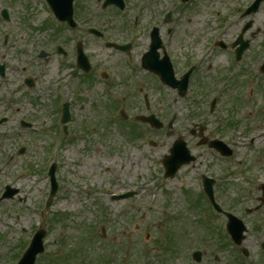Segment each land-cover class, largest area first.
<instances>
[{
	"label": "rangeland",
	"instance_id": "obj_1",
	"mask_svg": "<svg viewBox=\"0 0 264 264\" xmlns=\"http://www.w3.org/2000/svg\"><path fill=\"white\" fill-rule=\"evenodd\" d=\"M130 1L136 6L141 3L140 0ZM149 2L143 0L147 5ZM41 5H45V0H38V3L0 0V13L7 9L11 21L7 23L0 18V60L2 57L9 59V82L0 84V117L8 119L0 127V193L7 183L21 190L19 196L0 203V264H10L13 255L20 252V246L25 245L31 234L40 228L47 231L46 252L38 257L36 264H176L172 252L167 251V247L171 246L168 241L172 235L174 212L186 217L188 248L210 251L208 261L206 259L203 264H214L216 255L221 258L222 264H234L232 251L215 250L218 244L214 243V238L208 244L203 243L204 238L211 236L200 234L204 228L200 226V213L194 208L196 200H188L189 192L191 199L199 196V173L184 170L175 179L164 176L161 158L168 152L173 137L160 136L156 147L146 143L143 150L134 156L133 144L124 138L118 126L121 122H110L102 107L109 100H117L118 95L123 93L120 88L125 85L100 79L96 88L82 86L80 72L72 64L73 42L67 40V31L58 22L57 25ZM77 7V17L83 24L99 25L110 35L122 36L130 26L112 8L104 11L98 0H79ZM148 11L161 15V8L151 4ZM132 12L128 15L131 16ZM192 18V11H181L174 40L176 55L182 59L188 57L194 60L195 56L204 60L202 69L208 72V82L214 83L219 76L233 77L239 67L232 63L229 53L219 50L202 54L205 47L213 48V42H209L218 25L211 23L203 38L204 34H199L202 24ZM149 21L147 18L144 23L141 22L140 36L147 35ZM76 37L83 42L94 63H102L104 56L112 65L110 70L119 71L118 56L115 55L121 54L109 52L86 30L78 31ZM231 39L227 40V44ZM136 44L135 55H142L147 46L144 37L139 38ZM58 47L65 49L67 57L57 54ZM42 53L49 55L47 60L39 58ZM263 63L264 43H256L254 50L244 56L238 70L241 89L221 92L217 113L209 119L210 130L215 136L231 141L233 146H236L238 138L245 143L231 160L238 165L234 171L231 170L234 163H222L210 157L207 167L211 166L212 173L228 169L230 176L223 182V205L225 210H233L248 224L255 217L249 216L246 210L256 206L253 199L261 195L257 186L264 184V76L260 72ZM71 73H74L75 79L69 83V89L79 99L86 100L83 103L76 99L73 103L76 114L73 126L80 131L98 124L100 133H92L88 138L79 140L71 134L65 141L63 139L57 154L54 151L49 154L56 136L53 123L57 117L53 107L56 101L52 100L53 96H48L46 86L51 79L63 75L69 78ZM202 76L205 77V74ZM28 78L34 81L32 90L25 86V79ZM144 88L154 98L158 97L153 89L155 84L146 82ZM215 92L209 99L205 98L208 100L206 105L179 101L181 117L188 121H201V116H209L210 101L217 95ZM166 94L171 93L167 91ZM91 103L102 108V112L99 109L101 114H97L95 121L84 123L89 118L87 114ZM82 106L84 110L80 111ZM232 122L237 123L236 126L230 127ZM253 140L255 144L251 146ZM127 149L131 155L127 154ZM23 150L25 152L21 154ZM57 158L61 162L57 168L59 192L52 208L45 211L49 182L44 171L48 161ZM242 172H258L260 178L257 182L256 178L254 182H243L238 176ZM233 181L238 184L230 185ZM92 185L95 187L91 188ZM132 191H137L139 196L127 201L111 200V194ZM96 194H101V197L97 198ZM180 229L183 230V226ZM260 236L264 233L258 235L251 230L245 243L253 258Z\"/></svg>",
	"mask_w": 264,
	"mask_h": 264
},
{
	"label": "flooded vegetation",
	"instance_id": "obj_2",
	"mask_svg": "<svg viewBox=\"0 0 264 264\" xmlns=\"http://www.w3.org/2000/svg\"><path fill=\"white\" fill-rule=\"evenodd\" d=\"M105 1L106 0H99L103 10L106 11L112 8L118 16L121 15V12L132 10L131 6L133 5H131L128 0L123 3L122 10H120L121 7L116 6L105 8ZM256 1L257 0H150L147 5V3H143L142 0V21L140 22L144 23L147 18L150 19L149 28H146L147 35H139V30L137 31L139 22L136 21L137 23H135L133 31V27L130 25L122 36L113 35L115 37L113 42H103L109 52L121 54L115 55L118 56V63L120 64L119 71H116V73L111 71L112 65L104 56H102V63L100 62V64L91 61V68L88 74L77 69L80 72V83H82V86H87L89 89H92L94 86L96 88L99 80L104 77H107L106 81L112 80V83H119V85L122 83L125 85V87L120 88L123 93L120 96L118 95L117 100H109V103L102 107L105 109L104 114L110 118V122L116 124L121 122V125L118 124V126L124 138L133 144L134 156L136 152L143 150L146 143L154 147L153 144L156 146L158 145L157 139H159L160 136L162 138L172 136L173 140L169 145L168 152L161 158L162 167L164 166V162L172 156L171 171L177 170L173 179L184 170H191L198 173L204 172L200 175L202 190H200L199 187V196L196 198L200 204L204 206L208 204L211 210L210 213L219 221V227L215 228L212 235L208 233L207 229H201L200 234H205L204 237L211 236L209 238L202 237L204 238L203 243L205 244H208L210 239L214 238V243L218 244L215 250L218 249L219 252H226L229 250L228 235L225 227L228 223L231 225L234 224L228 219V213L230 212L233 214L235 212L232 210L217 213L213 210L209 203V199L204 193L203 183L206 181V185L209 189L211 188L209 180H213L215 182L213 184L214 198L220 205L223 204V194L225 193L223 182L227 179L225 173L228 169L212 173L210 170L211 166L207 167L210 160L208 157L214 158L222 163L227 162L233 159L235 154L238 155L239 149L244 143L243 140L241 141L239 138L236 140L235 147L231 145V141L229 143L226 142L233 151V156L231 158L223 157L217 150L210 146L215 140H223V138L215 136L214 132L210 130L211 124L209 123V119L215 114V112H211V107L209 116H201V121L199 119L188 121L181 117L178 105L179 101L187 100L198 105L208 104V100L205 98L209 99L212 92H217L221 82L229 83L227 86L230 89L235 88L236 91L240 90L242 82L238 70L243 64V59L240 62L232 61L233 64L239 67L237 69V74L230 78H226L225 76L216 77L213 81L214 83H211V81L208 82V72L202 69L205 61L193 62V59L188 57L183 59L179 58V55H176L174 51V40L178 30L181 11H192V20L195 21V18L196 21L198 20V23L200 22L202 24L201 31L202 29H204V31H200L199 34H204L203 38L206 37L207 31L209 30L208 26L211 23H216L218 25V28L215 30V35L213 36L214 39L212 38L209 42H213V48L205 47L203 49L204 52L209 49H211L212 52L222 50L229 53L232 60V57L233 59L235 58L237 50L234 44L239 39H242L241 41L245 40L250 43V48L248 52L245 53V55H249L254 50L256 43H264V0L257 5L255 12L246 14L247 10H249ZM150 4L159 9L161 8V15H156L148 11ZM121 19L130 24L132 22L131 18L128 16ZM154 28H158L156 30L158 32V41H154L153 44L152 34ZM142 37H144L147 46L142 55H135L137 53L136 43L139 38ZM229 39H231V42L227 44V40ZM220 43H223V45H220ZM112 45H117L120 48L112 47ZM153 47H157L158 55H147ZM64 55L67 57L68 54L65 52ZM109 56L112 55H108V57ZM103 67H105V69ZM188 72H191L189 84L187 86L188 92L186 95H183L185 93H183V85L180 82H182L181 79ZM109 73L111 75H109ZM122 73L126 74L123 75ZM203 74H205V77L202 76ZM63 76L58 79H51L46 86L48 96L51 98L53 96L52 100L56 101L53 103L54 114L57 117H55L56 119H54L53 123L56 132L55 138L60 137L66 140L69 135L73 134L79 140L88 138L92 133L99 134L100 130L98 124H92L88 128L80 129V131L74 128L73 122L76 114L73 109V103H76L77 100L84 103L86 100L79 99L76 94L69 89V83L75 79L74 73H71L69 78ZM146 82L155 84V88L153 89L158 93V97L154 98L152 94L146 91L147 89L144 88ZM34 87L35 84L32 89H34ZM167 91L171 94H166ZM88 97L89 92L86 94L85 98L87 99ZM211 103L212 102H210V106ZM216 105L219 107V100H216ZM123 107H125L126 110ZM66 108L69 112L70 122L68 125L58 127V118L60 117L62 120V118L65 117ZM99 109H101L102 112V108L92 103L89 104L87 114L89 118L84 120V123L95 121L97 119V114H101ZM83 110L84 106H82L80 111ZM63 124L67 123L64 122ZM127 154H131L129 149H127ZM240 164L243 165V162ZM202 167L205 168L202 169ZM234 168H236V166L231 164V170ZM218 175L222 176L218 177ZM238 176L242 177L243 182L246 180L254 182L255 180L253 179L255 178L257 182L260 178V173L242 172L239 173ZM220 188H222V190H220ZM257 189H259L261 195L258 196L256 200L253 199V202H256V206L253 209L246 210L249 216L255 217L253 222L248 224L246 219L237 217L233 214L236 217L234 221L239 226L240 230L244 232L241 245L248 250L249 257L252 256V253L245 246V243L248 241L249 232L252 230L258 235H263L264 233V184H259ZM190 193L191 192H189V196ZM185 218L186 217L182 213L175 212L172 230L173 260L176 264H181L182 262H184V264H203L206 259V261H208L210 251L206 249H204V251L199 249L191 250L188 248L187 237H185V235L188 234V230L185 227H188V225L186 224L187 221H185ZM182 220L183 222H181ZM180 226H183V230L180 229ZM191 240L193 241L192 238ZM257 241L258 250L255 254L254 262L249 263L250 260H237L234 264H264V236H260ZM20 247V251H24L26 248L24 245ZM9 248L10 246L7 247V249ZM13 256L15 259L21 257L20 252ZM214 264H222L221 258L217 255L214 256Z\"/></svg>",
	"mask_w": 264,
	"mask_h": 264
},
{
	"label": "water",
	"instance_id": "obj_3",
	"mask_svg": "<svg viewBox=\"0 0 264 264\" xmlns=\"http://www.w3.org/2000/svg\"><path fill=\"white\" fill-rule=\"evenodd\" d=\"M52 2H55L56 3V6H57V2H58V0H51ZM71 1L72 0H69L67 3H65L64 2V0H60V2H61V4H63V8H56L55 7V13H56V15L60 18V16L61 15H65V14H67V17L66 18H68V19H70V17H71V7L69 8V6L71 5L70 3H71ZM58 4H60V3H58ZM60 4V5H61ZM68 8V9H67ZM63 12H62V11ZM150 55H154V52H152Z\"/></svg>",
	"mask_w": 264,
	"mask_h": 264
}]
</instances>
